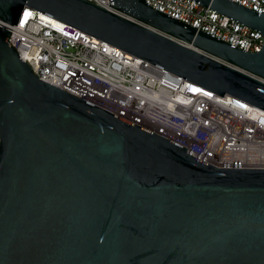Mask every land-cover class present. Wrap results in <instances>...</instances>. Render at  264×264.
I'll return each instance as SVG.
<instances>
[{"label":"water","instance_id":"1","mask_svg":"<svg viewBox=\"0 0 264 264\" xmlns=\"http://www.w3.org/2000/svg\"><path fill=\"white\" fill-rule=\"evenodd\" d=\"M108 1L230 65L88 0H0V264H264V169L205 162L39 79L7 41L26 6L264 108V12L193 0L259 31L249 52L145 0Z\"/></svg>","mask_w":264,"mask_h":264},{"label":"built area","instance_id":"2","mask_svg":"<svg viewBox=\"0 0 264 264\" xmlns=\"http://www.w3.org/2000/svg\"><path fill=\"white\" fill-rule=\"evenodd\" d=\"M88 1L191 46L118 11L108 0ZM232 1L264 12V0ZM145 2L245 51L256 52L263 45L259 31L193 0ZM25 12L30 15L23 19ZM7 41L39 79L144 126L205 162L264 169V108L258 105L228 93L221 96L26 6Z\"/></svg>","mask_w":264,"mask_h":264},{"label":"bare ground","instance_id":"3","mask_svg":"<svg viewBox=\"0 0 264 264\" xmlns=\"http://www.w3.org/2000/svg\"><path fill=\"white\" fill-rule=\"evenodd\" d=\"M28 12H25L24 14H23V19H25L28 15H26Z\"/></svg>","mask_w":264,"mask_h":264},{"label":"snow or ice","instance_id":"4","mask_svg":"<svg viewBox=\"0 0 264 264\" xmlns=\"http://www.w3.org/2000/svg\"><path fill=\"white\" fill-rule=\"evenodd\" d=\"M26 15H30V13H27Z\"/></svg>","mask_w":264,"mask_h":264}]
</instances>
